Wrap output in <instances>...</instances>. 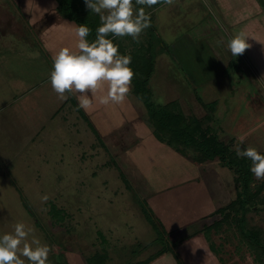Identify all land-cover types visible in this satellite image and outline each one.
<instances>
[{"label": "rangeland", "instance_id": "obj_1", "mask_svg": "<svg viewBox=\"0 0 264 264\" xmlns=\"http://www.w3.org/2000/svg\"><path fill=\"white\" fill-rule=\"evenodd\" d=\"M13 3V0H0V8L7 12V15L2 13V19L8 18L9 9L6 4L11 10ZM12 10L20 19L18 10L14 7ZM152 13L150 22L155 31L151 25V28L144 29L138 38L143 42L155 39L154 44L147 45L145 50L139 53L144 55L146 63L143 70L146 73L142 72L140 75L139 71L136 75L137 69L132 67L135 75L130 87L133 86V90L129 91L122 102L123 104L131 99L138 101L136 103L140 107L136 110V113L139 112L136 117L141 118L142 122L137 121L135 128L129 129L127 134H116L117 140L110 142L103 139V134H95L96 150L99 151L95 153L97 164L93 163L94 166L91 165L93 160H89L87 156L81 159L79 155V163L75 155L67 154L66 150L65 161L69 157L73 162H69L70 165L68 162L60 163L64 159L59 158L61 151L54 147L47 148L48 154L44 157H37L33 153L25 156L23 152L15 157L13 163L7 161L10 154H0V234L10 233L17 223H24L32 230L28 237L29 242L35 236L42 244L49 246L47 264H135L146 260L162 246L169 248L163 256L175 258L177 264H186L179 248L187 249L195 238H200L204 249L212 254L218 246L214 250L210 249V246L212 242L219 244L218 236H225L223 240L227 239L225 242L222 240L229 249L223 252L226 259H247V253H250L248 248L254 242V237L251 238L249 232L252 231L256 236L259 235L255 242L261 245L259 248L252 247L258 249L259 258L264 263V237L260 236L257 229H262L264 234V199L260 208L250 211L247 220L243 221L249 233L247 241H241V229L229 224H224L219 232L213 230L211 242L207 241V237H203V232L194 234L215 220L216 216L210 214L236 198L235 174L218 159L193 162L196 171L192 170L191 181L169 185L163 188L162 195L157 197H145L136 189L127 188L120 175L119 171L122 169L128 178L132 172L134 175L147 176L145 168L148 163L143 160L147 155H142L141 159L139 157L137 164L135 161L138 154L137 151L134 152L133 147L137 144L145 146L147 139L144 134H152L150 138L156 143L166 145L157 138V134L174 131L175 127L169 129L170 125L165 124L167 121L164 119V112L168 110L182 113L185 121L198 119L204 127H210L222 140L233 143L235 149L238 146L252 147L264 152V81L258 75L260 71L256 68L257 73L252 66L254 61L245 55L246 52L232 58L227 72L216 77L213 75L214 71L209 70V67L215 66V63H209L210 59L204 68L206 71L198 73L196 68L191 70L189 66H185V61L174 60L173 55H181L179 50L172 47L169 49L170 43L181 35H197L201 25L206 29L212 21L217 23V20H221L216 3L213 0H172V3H163ZM223 31L228 32L225 29ZM9 36L11 33L0 31V67L3 71L6 68L11 70V93H15L14 79L19 78L17 75L21 72L20 64L23 61L19 64L14 59L13 63H10V60L2 57L5 51L1 44L2 39ZM93 37H96V34ZM129 40L128 49H132L136 44L133 45L132 40ZM193 53H190L193 63L204 62V59L196 60ZM140 57L138 56V59ZM28 59L24 58L26 63ZM36 65L35 62L32 63V74L39 76ZM211 76L212 80L209 81ZM146 77L147 92H135L136 83ZM43 82V79L39 82V88L44 89ZM1 100L6 101L2 94L0 104ZM141 100L147 101L146 106ZM169 102L173 103L170 108H166L165 105ZM125 109L122 108V112ZM122 116L128 122L132 119L123 113ZM126 152L128 153L124 159L129 156L130 168H135L137 164L138 171L127 169L126 161L120 155ZM156 161L166 167L175 165L174 160L166 156ZM80 166L86 169L81 170ZM255 180L257 182L255 181L254 185L264 181L256 177ZM169 182H173L172 178ZM45 196L47 199H44ZM51 202L65 213V218L60 224L62 226H58L59 223H56L49 213ZM181 239L183 241L175 245V242ZM233 243L242 244V251H233ZM61 248L64 250L60 254ZM222 251L220 250L221 253ZM241 253L243 256L239 257ZM193 255V260L198 261L201 257L200 252L197 256L196 253ZM21 258L28 264L27 258ZM159 259L155 258L149 264H158Z\"/></svg>", "mask_w": 264, "mask_h": 264}, {"label": "crops", "instance_id": "obj_2", "mask_svg": "<svg viewBox=\"0 0 264 264\" xmlns=\"http://www.w3.org/2000/svg\"><path fill=\"white\" fill-rule=\"evenodd\" d=\"M213 1L216 3V9L221 15V20H217L218 24L212 21L209 27L206 26V29L201 25L200 30L196 32L197 35L192 33L181 35L170 43L169 49L172 47V49L179 50L181 57H177L182 62L185 61V66H189L191 70L196 68L198 73L206 71L204 68L207 67V60L210 59L209 63H215V66L209 67V70L214 71V76L220 77L227 72L232 59L226 47L227 41L239 31H246L253 37H249L251 47L246 49L247 51L245 50V55L254 61L252 65L248 59L250 64L254 66L255 71H257L256 68L260 71V74L258 71L257 73L264 81V1ZM13 2L11 10L10 6L6 4L10 14H8L7 20L2 19V13L7 15V12L4 8H0V31L11 33V36L2 39L1 44L5 50L2 57L10 60V63H13L14 59L19 64L23 61L22 64L26 65L27 68L20 64L22 68L19 75H17L19 78L14 79L16 84L13 86V91L15 93H11V70L6 68L3 71L0 67V90H2L0 94L6 98V101L1 100L0 104V154L2 156L10 154L7 161L13 163L15 157L23 152L25 156L33 153L37 157H44L45 154H48L47 148L54 147L57 151L62 152L59 153V158L64 160L60 163L68 162L67 164L70 165L69 162L73 161L68 159L69 155H75L80 163L78 158L80 155L81 159H85L87 156L88 159L90 158L89 160H93L92 163L90 162L91 165L93 163L96 165L95 153L99 150H96L95 134H103V139L110 142L117 140L116 134H127L129 129L135 128L134 125L137 121L142 122L141 118L136 117L139 113H136V110L140 107L136 103L138 101L131 99L123 104H100L99 97L106 94L107 85L95 93L93 103L87 111L78 106V94L66 92L65 95L68 98L61 100L52 89L49 79L53 68V57L63 47L75 49L77 43L75 29L79 24L61 13L57 0H13ZM12 6L15 10H18V15L21 16H19L20 19L15 16ZM135 7L138 8L137 5ZM147 7L145 6L144 11L146 14L151 15L158 8ZM156 19L158 21V16H156ZM152 27L155 31L153 25ZM224 29L228 32L225 31V33ZM30 34L32 37H30ZM113 39L119 47L125 50L126 55H130L139 48L145 49L147 45L155 43L153 38L145 42L140 39L134 40L131 36L115 37ZM129 39L132 40L133 45L136 44L132 49H128ZM128 50L131 51L128 52ZM191 51L194 52L196 60L204 59V62L193 63V57L190 55ZM26 57L29 58L27 63L24 60ZM177 57L173 55L175 61L178 60ZM33 62L37 64V69L40 72L39 76L36 75L37 77L32 74ZM206 73H204V76H206ZM42 79L44 89L38 87ZM211 80L212 76L209 77V81ZM130 90H133V86L130 87ZM35 91H38V93ZM39 91L41 92L39 93ZM5 92L9 93L5 94ZM89 99H93V97L90 96ZM142 104H144L143 101ZM122 108L126 109L122 112ZM122 113L131 117V121L124 120ZM118 119H121V121ZM116 121H119V123L112 124ZM134 132L136 133L135 129ZM141 132L139 131V133ZM106 134L110 135L107 136ZM150 135L152 137V134ZM150 135L144 134L147 139L145 146L137 144L133 147L134 152L137 151L138 154L135 161L137 164L140 161L139 157L141 159L142 155H147L143 159L148 163L145 168L147 176L134 175L132 172V174H129V178L134 188L143 196L157 197L161 196L162 189L169 187V185L191 181L193 176L191 172L192 170L196 171V168L191 160L179 155L178 152L167 145L156 143L150 138ZM65 150L69 154L66 161ZM127 153H120V155L126 161L128 169L130 168L129 156L128 159H124ZM165 156L173 159L175 165L166 167L156 161L162 157L165 158ZM137 164L135 168L131 167L130 170L138 171L139 166L137 167ZM85 169V167H81V170ZM169 171L172 172L168 173ZM170 178L173 182H169ZM202 235L205 237L204 234ZM221 237H217L220 240L219 244L210 248L214 250L218 246L215 253H208L207 249L205 250V247L201 244L200 238H195L187 249H184V247L179 248V253H181L182 258L184 257L186 264H264L263 260L258 257V253H252L250 248H248L250 253H247L249 256L247 259H236L234 257L235 260L226 259L223 252L229 249L223 241L225 242L227 239L223 240L225 236ZM195 243L198 245H195ZM233 244V251H242V244ZM220 250H223L222 253ZM199 252L201 253L199 260H193V254L196 253L197 256ZM242 256L243 253L239 254V257ZM158 261H160L158 264H161V262L163 264H177L175 258L173 259L168 255L161 257ZM155 263L157 264V262Z\"/></svg>", "mask_w": 264, "mask_h": 264}, {"label": "clouds", "instance_id": "obj_3", "mask_svg": "<svg viewBox=\"0 0 264 264\" xmlns=\"http://www.w3.org/2000/svg\"><path fill=\"white\" fill-rule=\"evenodd\" d=\"M91 13L99 15L100 26L96 37L89 41L91 29L80 24L75 29L77 43L75 49L63 47L53 57L50 73L51 87L61 100L67 99L65 93L78 94V106L86 111L93 103L95 93L107 85L105 95L99 97L100 104L122 103L130 91L135 75L131 66V56L121 54L115 37L131 36L138 40L144 29L151 26L150 14L136 5L151 7L160 0H84ZM172 3V0H165ZM111 34V36H109ZM251 36L239 31L227 41L231 57L237 58L251 47ZM93 99H89V97ZM238 158L251 161V172L257 179H264V153L252 147H236ZM44 199H47L45 196ZM32 230L24 223H17L10 233L0 234V264H47L50 248L35 236L29 242ZM22 245V247H21Z\"/></svg>", "mask_w": 264, "mask_h": 264}, {"label": "trees", "instance_id": "obj_4", "mask_svg": "<svg viewBox=\"0 0 264 264\" xmlns=\"http://www.w3.org/2000/svg\"><path fill=\"white\" fill-rule=\"evenodd\" d=\"M57 1L61 13H63L66 17L75 20L79 25L86 24L91 29L88 39L89 41L94 40L95 37H93V35L96 34V28L101 24L99 15L96 13H91L90 9L86 8L84 0ZM164 2L165 0H160L159 3L152 5V7L156 8ZM145 6L146 5H137L138 8L143 9H145ZM152 34L153 32L150 33V35ZM114 43L116 42L114 41ZM142 50L145 49L139 48L130 54L132 58L131 66L134 69H137L136 75L139 74V71L140 75H142V72H145L143 68L146 61L144 59V55L139 54L142 53ZM118 51L121 54L126 55L123 48L119 47ZM138 56H141L140 59H138ZM176 59H178L179 62L181 61L178 57ZM146 79L147 77L145 78V80L139 79L134 88L135 92H147L148 82ZM140 81L142 82L141 84ZM146 102L147 101L145 100V106L147 104ZM172 103L173 102L167 103L165 107L170 108ZM164 116V119L167 121L165 124L171 126H169V129H171L172 127L175 128L174 131H170L168 129L169 131L166 132L167 134H157V138L160 141H164L167 146L173 148L176 152L182 154L192 162H208L218 159L223 166L230 169L235 174L234 181L236 187V198L231 200L228 204L218 208L213 214H210L216 216L215 220L212 223L207 224L203 228V230L200 229L194 234L197 235L198 233L200 234L201 232H203L205 233V237H207L208 241H210L212 238L211 232L213 230L219 232L224 224H229L236 226L239 230L241 229L239 233L240 239L241 241H247V239H249V233L245 229L243 221L247 220V215L250 211L255 210L256 208H260V204L264 199V196H262L264 190V181L260 183L258 182L254 185L256 180L254 174L250 170L251 161L247 158H238L233 143L222 140L218 134L210 129V127H204L203 123L198 119L195 121L190 119L185 121V117L182 113L175 111L171 112L170 110L165 111ZM183 120L185 121V123ZM193 121L195 124H193ZM119 172L122 179L125 181L127 188L135 190L130 181V178H128L124 170L120 169ZM49 213L51 214L53 219L56 220V223H59V225L56 223L55 225L62 226L60 224L65 218L63 209H60L55 203L51 202ZM257 229H259L260 236L264 237L263 230L260 228ZM249 232H251V238L254 237L253 243L256 244L255 245L251 243L250 250L252 249V253L257 252L259 257L260 254L259 251H257L258 249L255 250L254 248L255 246H258V248L261 247L259 243H256L257 241L255 242L256 237L259 235L256 236V233L252 231ZM183 239L177 240L175 242V245H179V243L182 242ZM214 245L215 244L212 242L211 246ZM63 250L64 249L61 248L59 253L61 254ZM168 251L169 248L162 246V248L157 250L155 253L150 254L149 257L146 258V260L136 262L135 264H149L153 259H159ZM179 264L182 263L179 262Z\"/></svg>", "mask_w": 264, "mask_h": 264}]
</instances>
